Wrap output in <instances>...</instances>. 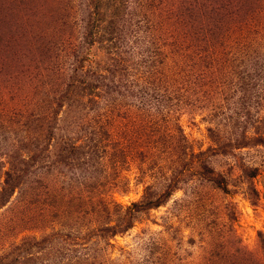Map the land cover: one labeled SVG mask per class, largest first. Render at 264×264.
<instances>
[{
    "label": "rangeland",
    "instance_id": "obj_1",
    "mask_svg": "<svg viewBox=\"0 0 264 264\" xmlns=\"http://www.w3.org/2000/svg\"><path fill=\"white\" fill-rule=\"evenodd\" d=\"M128 1L158 48L104 53L92 0H0V264H264V0Z\"/></svg>",
    "mask_w": 264,
    "mask_h": 264
},
{
    "label": "trees",
    "instance_id": "obj_2",
    "mask_svg": "<svg viewBox=\"0 0 264 264\" xmlns=\"http://www.w3.org/2000/svg\"><path fill=\"white\" fill-rule=\"evenodd\" d=\"M95 2L96 12L94 13L93 21L96 24H93L92 28L96 32L92 33L89 36L91 39H96L99 44H102V49L105 51L107 55H110L114 51H120L121 49H132L134 51L147 52L143 50L145 43L151 44V48H158L160 42L158 39L153 38L156 36L157 28L154 26L151 27H143L141 23H136L135 16L136 12L133 7L129 6L128 0H92ZM139 5L143 6L146 0H136ZM134 3V2H133ZM129 9V11H128ZM101 17V19H99ZM144 29V31H143ZM142 32L147 36L141 38ZM161 52V49H157ZM149 50L148 52H150ZM121 52V51H120ZM124 52V51H123ZM122 52V53H123ZM147 52V53H148ZM158 64L160 63H150V65L145 64L147 66L143 73H148L149 71L152 74L160 75ZM162 65V64H161ZM142 69V67H141ZM141 71V70H140ZM82 81V80H81ZM148 91H153L149 93ZM168 91V90H167ZM143 96H141L144 101L147 99L146 103L150 102V106L152 107L151 102L157 101L161 105L158 106V109L162 110L164 105H168L170 107H174L172 104L175 98H172L168 95V92L162 93L158 89H144ZM122 95V94H121ZM144 97V98H143ZM109 103V102H107ZM166 103V104H163ZM168 103V104H167ZM110 137L96 136L92 139V149L93 153L96 154L98 151H102V158H107L109 156L108 148L110 143L106 141L110 140ZM116 138V135H113V139ZM116 139L113 142L116 143ZM119 142V141H117ZM123 148V145L121 144ZM12 174L8 173L7 178L5 180V187L0 191L2 197V204H4L7 199L14 193L15 185L13 184ZM167 189L163 191L161 194L151 195L150 192L147 193L146 197H144L141 201L132 202L129 206L123 207L119 203L114 202V207H116L118 214L117 224L111 225L112 223H108L105 226V229H101L100 233L106 232L108 236L115 237L117 234H122L127 232L134 226V220H136L137 215L142 212H150L154 209L161 207L168 199L171 193L173 192V184L168 182ZM150 189V188H149ZM148 189V190H149ZM106 208H110V203L106 204ZM93 230V229H91ZM90 230V231H91ZM98 235V234H97ZM79 233V237H80Z\"/></svg>",
    "mask_w": 264,
    "mask_h": 264
}]
</instances>
